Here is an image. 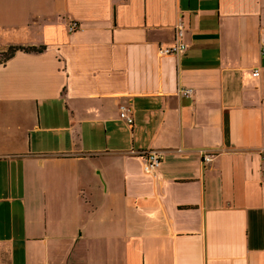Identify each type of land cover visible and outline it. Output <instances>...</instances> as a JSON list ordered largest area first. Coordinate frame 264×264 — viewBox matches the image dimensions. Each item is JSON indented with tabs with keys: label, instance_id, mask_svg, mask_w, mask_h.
I'll return each instance as SVG.
<instances>
[{
	"label": "crops",
	"instance_id": "0c3cea01",
	"mask_svg": "<svg viewBox=\"0 0 264 264\" xmlns=\"http://www.w3.org/2000/svg\"><path fill=\"white\" fill-rule=\"evenodd\" d=\"M10 47L0 264H264V0H0Z\"/></svg>",
	"mask_w": 264,
	"mask_h": 264
},
{
	"label": "built area",
	"instance_id": "2783aa9c",
	"mask_svg": "<svg viewBox=\"0 0 264 264\" xmlns=\"http://www.w3.org/2000/svg\"><path fill=\"white\" fill-rule=\"evenodd\" d=\"M78 26L73 24L70 31H74ZM188 49V45L185 42V27L183 22H180L175 27V38L173 42L169 45H161L159 47V54L161 56H171V55H182ZM259 71L256 70L254 76H259ZM183 95L190 96L192 90L181 91ZM119 117L127 125L132 126L134 124V119L131 114V109L127 105H121L119 108ZM131 154H135L142 159L143 170L147 174L155 173L163 162L164 153L161 151H151L147 153H136L134 151ZM205 163H210L212 161V156L203 152ZM264 160V155L262 156Z\"/></svg>",
	"mask_w": 264,
	"mask_h": 264
},
{
	"label": "trees",
	"instance_id": "16d2710c",
	"mask_svg": "<svg viewBox=\"0 0 264 264\" xmlns=\"http://www.w3.org/2000/svg\"><path fill=\"white\" fill-rule=\"evenodd\" d=\"M18 51H26V52H40L41 48H23V47H10L5 52H0V65L7 62L9 59H11Z\"/></svg>",
	"mask_w": 264,
	"mask_h": 264
},
{
	"label": "rangeland",
	"instance_id": "374dc122",
	"mask_svg": "<svg viewBox=\"0 0 264 264\" xmlns=\"http://www.w3.org/2000/svg\"><path fill=\"white\" fill-rule=\"evenodd\" d=\"M0 58H1V56H0Z\"/></svg>",
	"mask_w": 264,
	"mask_h": 264
}]
</instances>
